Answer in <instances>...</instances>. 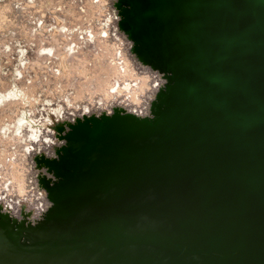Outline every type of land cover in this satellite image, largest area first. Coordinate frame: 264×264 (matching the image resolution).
<instances>
[{
    "label": "water",
    "instance_id": "water-1",
    "mask_svg": "<svg viewBox=\"0 0 264 264\" xmlns=\"http://www.w3.org/2000/svg\"><path fill=\"white\" fill-rule=\"evenodd\" d=\"M165 83L138 118L57 123L49 203L0 213V264H264V0H117Z\"/></svg>",
    "mask_w": 264,
    "mask_h": 264
},
{
    "label": "rangeland",
    "instance_id": "rangeland-1",
    "mask_svg": "<svg viewBox=\"0 0 264 264\" xmlns=\"http://www.w3.org/2000/svg\"><path fill=\"white\" fill-rule=\"evenodd\" d=\"M116 2L0 0V95L21 91L0 99V203H8L9 211H19V216L22 210L31 211L20 220L35 222L49 205L45 194H39L38 177L44 172L34 158L54 157L63 140L49 131L47 116L56 114L69 123L114 110L146 117L165 83L162 72L131 51L130 40L118 28ZM23 112L26 121L16 131ZM33 122L40 125L35 138L28 127ZM45 137L53 141L49 147L42 146ZM13 212L10 216L19 220Z\"/></svg>",
    "mask_w": 264,
    "mask_h": 264
},
{
    "label": "bare ground",
    "instance_id": "bare-ground-1",
    "mask_svg": "<svg viewBox=\"0 0 264 264\" xmlns=\"http://www.w3.org/2000/svg\"><path fill=\"white\" fill-rule=\"evenodd\" d=\"M50 47V46H49ZM43 48V47H42ZM43 49H45V50H47V52H50L51 51V48H43ZM45 50H43V51H45ZM53 50V49H52ZM138 66V65H137ZM125 67H126V65H125ZM122 68V67H121ZM143 69V68H142ZM157 70V69H156ZM128 71V70H127ZM126 71V72H127ZM130 71V70H129ZM154 73V72H153ZM152 73V74H153ZM157 73V72H156ZM130 74V73H129ZM143 75V74H142ZM139 77V76H138ZM147 77H148V75H147ZM160 77V76H159ZM145 78H146V76H145ZM154 79V78H153ZM158 84V83H157ZM156 84V85H157ZM128 85V84H127ZM126 85V86H127ZM152 86V85H151ZM139 87V86H138ZM142 87V86H141ZM111 88V87H110ZM13 90V89H12ZM9 91V92H6V94L4 95V93H3V95H0V99H2V101L4 100V99H7V97H11V98H13L12 96H17L18 94H20L21 93V91L18 93V94H16L18 91ZM23 94V93H22ZM21 94V95H22ZM1 101V102H2ZM59 110H60V108H59ZM54 111H58L57 110V108H56V110H54ZM52 112L53 111H51V114H52ZM48 113H50V112H48ZM48 113H46V114H48ZM57 113V112H56ZM24 112L22 113V116H20L19 118H18V120L16 119V131L17 130H19V128H20V126H21V124H23V123H25V121H26V118L24 117ZM53 114H55V113H53ZM59 114H60V112H59ZM56 115V114H55ZM55 115H50V116H47V122L49 123V126H50V129H49V131H52V134L54 135L53 137H56L57 138V136H56V132H55V130H54V125L55 124H57V123H61V124H65V123H69V122H67L66 120L64 121V119H58V118H56V116ZM55 116V117H54ZM46 118V117H45ZM63 118V117H62ZM25 120V121H24ZM33 120V119H32ZM46 120H45V122H46ZM34 121V120H33ZM29 122V121H28ZM32 122V121H31ZM36 123V122H35ZM34 122L33 123H28V127H30V134H31V137H33V138H35L36 136H38L39 135V128L40 127H38V125H36ZM40 126V125H39ZM49 128V127H48ZM41 132V131H40ZM51 133V132H50ZM46 135L48 136V135H51V134H49L48 133V131H47V133H46ZM45 136V135H44ZM52 137V136H51ZM44 145H42L43 147H49L50 146V143H53V141L50 139V138H48V137H45L44 138V140H43V142H42ZM28 149H29V147H28ZM31 149V148H30ZM29 149V150H30ZM47 149V148H46ZM48 150V149H47ZM39 194H45L44 192H43V190H39ZM42 198V197H41ZM1 200H3V197L2 196H0V201ZM39 204H41V200H39ZM20 206H24L25 205V203L24 202H20V204H19ZM39 208H41V206H39ZM9 209H10V207H9V204L7 203L6 204V202H1L0 203V213H2L1 211H8L9 213H3V214H6L7 216H9L10 218H12V219H14L15 220V218H13V217H11L10 216V213H12L13 211H9ZM13 209L15 210H17V209H19V207H16V206H14L13 207ZM16 212H19V211H15V212H13V216H19V215H17V213ZM28 214L29 213V215L30 214H32L31 213V211L30 210H28V211H24V210H22V214H21V216H19V220H20V218L21 217H24L25 216V214ZM41 214H43V212H41ZM19 220H17V221H19ZM33 220H35V218H33Z\"/></svg>",
    "mask_w": 264,
    "mask_h": 264
}]
</instances>
